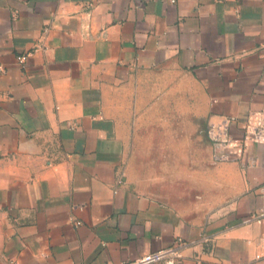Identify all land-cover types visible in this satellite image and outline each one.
Instances as JSON below:
<instances>
[{
    "label": "crops",
    "instance_id": "obj_1",
    "mask_svg": "<svg viewBox=\"0 0 264 264\" xmlns=\"http://www.w3.org/2000/svg\"><path fill=\"white\" fill-rule=\"evenodd\" d=\"M181 241L264 264V0H0V264Z\"/></svg>",
    "mask_w": 264,
    "mask_h": 264
},
{
    "label": "built area",
    "instance_id": "obj_2",
    "mask_svg": "<svg viewBox=\"0 0 264 264\" xmlns=\"http://www.w3.org/2000/svg\"><path fill=\"white\" fill-rule=\"evenodd\" d=\"M28 58V55L19 57L20 63H24ZM236 121V117H226L220 123L211 124L206 128L205 134L208 140L213 146L214 160L223 162L229 159L225 151L235 141L231 134V126ZM119 186L124 184V181L120 179L117 183ZM115 190V193H117ZM76 227L81 225V222L74 221ZM202 243L208 244L210 242L209 237H203ZM189 244L185 241H181L178 246L174 248L165 249L156 253L145 255L139 259L131 262H124L122 264H177L176 259L180 256L182 249L188 247Z\"/></svg>",
    "mask_w": 264,
    "mask_h": 264
},
{
    "label": "rangeland",
    "instance_id": "obj_3",
    "mask_svg": "<svg viewBox=\"0 0 264 264\" xmlns=\"http://www.w3.org/2000/svg\"><path fill=\"white\" fill-rule=\"evenodd\" d=\"M193 89V88H192Z\"/></svg>",
    "mask_w": 264,
    "mask_h": 264
}]
</instances>
